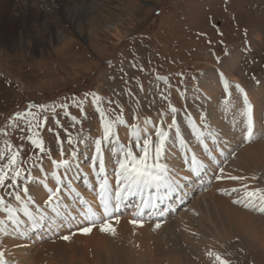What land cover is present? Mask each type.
Returning <instances> with one entry per match:
<instances>
[{"label": "rangeland", "instance_id": "1", "mask_svg": "<svg viewBox=\"0 0 264 264\" xmlns=\"http://www.w3.org/2000/svg\"><path fill=\"white\" fill-rule=\"evenodd\" d=\"M46 1L14 0L15 6L31 5L30 22L39 20L38 11L42 18L20 24L9 38L0 31V209L14 204L33 183V169L61 149L96 144L91 136L103 121L101 110L106 146L128 118L133 122L148 110L160 116L161 103L172 104L181 126L189 113L210 124L214 109L202 89L215 81L220 112L230 100L225 90H238L235 78L249 92L264 88V0H94L86 17L74 11L76 22L64 16L58 0ZM112 22L119 25L121 39L108 33ZM129 147L137 156L144 148ZM250 173L264 188L261 166ZM166 223L156 224L151 233L161 235ZM111 229L95 235L117 246L123 240L132 245L139 234L125 223ZM159 241L152 255L168 264L156 250ZM221 249H208L202 261L192 251V262L211 264L214 252L218 264H264V252L242 236H233ZM88 253V264H102L92 248ZM185 263L184 258L178 264Z\"/></svg>", "mask_w": 264, "mask_h": 264}, {"label": "bare ground", "instance_id": "2", "mask_svg": "<svg viewBox=\"0 0 264 264\" xmlns=\"http://www.w3.org/2000/svg\"><path fill=\"white\" fill-rule=\"evenodd\" d=\"M0 1L2 3L5 0ZM13 1L2 3L0 6L3 7L0 9V31L7 33L8 38L20 24L25 26L26 23L39 22L42 18L38 11L39 20L30 22L31 5L27 2L26 6H15ZM58 2L62 4L60 6L64 16L71 18L73 22H76L74 11L86 17L89 6L94 4V0ZM46 3L45 0L42 4ZM77 3H80V6L74 9ZM45 28L50 29L51 35L54 36L51 26L47 25ZM108 29V33L115 39L122 38L117 23H110ZM162 81L168 82V78L165 77ZM234 81L238 90L231 91L230 87L228 88L230 100L225 103V112L218 111L220 87L217 82L202 89L204 98L210 101L209 105L214 109L210 124H203L199 114H189L188 126H181L172 104L161 103L157 110L160 116L151 115L150 110L144 111L141 116L136 115L135 121L131 122L128 118L123 127L119 130L115 128L111 140L106 141V151L101 145L102 134L106 129L105 113L101 110L103 121L99 123L98 130L93 132V137L91 136L99 142V151L97 145L90 141L81 143L77 150L61 149L54 158L50 157L44 165L33 169V183L28 192L23 189L14 204L0 209V253H3L0 261L3 264H88V250L92 248L98 262L102 260V264H159L163 259H157L152 252L156 240L160 238L156 250L163 255L162 258L168 257V264H178L184 258L185 264H193L190 255L192 251L195 259L202 261V254H207L208 249L221 251L223 243L238 235L264 252V212L259 208L261 198L264 197V188L255 182L252 178L254 174L250 173L256 170L257 164L264 172V88L249 92L241 87L237 78ZM180 96L183 99L182 93ZM250 121L253 136L249 139L247 129ZM188 128L203 137V143L211 141L213 146L219 144L222 146L220 149L225 148L229 153H236L230 162L227 160L223 163L217 159V165L212 166L215 174L212 184L208 188L202 186L201 192L190 200L189 205L183 210H178L163 226L161 235L151 233L152 227L157 225H152L151 221L144 217L148 215L139 212L138 206L132 208L129 215L113 217L110 221L103 220L102 214L95 208L93 213L97 223L92 225L84 218L74 221L69 219L78 204L76 197H82L94 206L96 202H101L102 184H106L104 192L108 206L117 203V195L125 192L126 182H122V177L118 175L121 172L120 163L125 161V153L131 151L138 159L144 157L141 150H138L137 156L130 149L131 145L137 149L140 146L146 148L147 163L163 165L157 173L154 172L155 176L159 172L162 174L167 171V174H171L181 170L178 147L190 145V136L186 134ZM241 135L244 142L239 138ZM155 142H158V147L152 148L151 145ZM239 144L240 150L237 149ZM158 148L159 160L156 159ZM214 148L213 155L216 156L218 151ZM127 159L131 160V157ZM204 164L209 163L205 160ZM102 165L104 171H101ZM158 186L154 180L147 186L142 185L137 193H142L143 189L148 188L147 194L141 197L146 201L152 200L155 193L149 188L157 189ZM105 190L108 193H117L115 198ZM130 191L135 190H129L124 198L129 200L131 196H136L133 204L139 203V195L129 194ZM249 192L254 195L248 196ZM69 202L74 203L73 207ZM119 203L120 206L125 204L123 199ZM147 206L154 207L155 204ZM68 208L73 210L66 214ZM116 220V224H111ZM102 223L108 232L111 227L116 228L120 223L135 228L139 232L135 237L136 242L131 245L123 240L116 246L110 240L96 236L95 234L101 231ZM84 227L91 228L90 234L82 233ZM65 236L69 239L65 240ZM142 236L147 239L142 241ZM50 240H55L57 244H44ZM49 246L51 250L47 252ZM213 253L214 261L211 264H218L220 260H217Z\"/></svg>", "mask_w": 264, "mask_h": 264}, {"label": "snow or ice", "instance_id": "3", "mask_svg": "<svg viewBox=\"0 0 264 264\" xmlns=\"http://www.w3.org/2000/svg\"><path fill=\"white\" fill-rule=\"evenodd\" d=\"M105 132L107 133V129H105ZM247 135L249 139L253 136V126H252L251 121L249 122V126L247 129ZM97 151H99V142H97ZM141 151L144 152L143 158L138 159L137 157L132 155L131 151H128L125 153V161L120 163L121 172L118 175L122 177V182H126L124 190L125 191L135 190V191H130L129 193L133 195L141 190L142 185L147 186L149 183L156 180L157 177L154 175V169L163 167V165L147 163L148 154H147L146 148H142ZM128 157H131V160H128L127 159ZM159 157H160V149L158 148L156 151V159L159 160ZM101 171H104L103 165L101 166ZM233 179H235V177H233ZM0 183H2V179H0ZM105 188H106V184H102L101 185L102 192H101V197H100L101 205L104 208V214H102V216L103 215L111 216L112 211L119 210V207H120L119 202L123 199V197L121 195H117V198H116L117 203L114 209L110 210L106 202V194L104 192ZM24 191L28 192V189L25 188ZM253 195L254 193H251V192L248 193V196H253ZM19 198L20 197L18 196L17 199ZM0 202H2V200H0ZM259 208L261 212H264V197L261 198V203H260ZM89 211L91 212V209H89ZM133 223H135V221H133ZM157 227H159V225H157ZM107 230L108 229L105 228L102 223L101 231H107ZM90 232H91L90 227H84L82 229L83 234H90ZM111 232L113 235L115 234L114 229H111ZM64 239L68 240L69 237L65 236ZM2 256H3V253H0V257ZM0 264H3V262L0 261Z\"/></svg>", "mask_w": 264, "mask_h": 264}]
</instances>
